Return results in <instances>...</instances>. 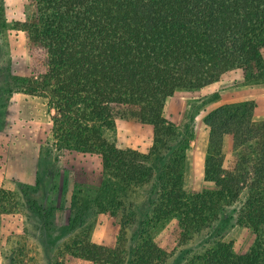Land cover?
Wrapping results in <instances>:
<instances>
[{
	"label": "trees",
	"instance_id": "1",
	"mask_svg": "<svg viewBox=\"0 0 264 264\" xmlns=\"http://www.w3.org/2000/svg\"><path fill=\"white\" fill-rule=\"evenodd\" d=\"M8 30L24 34L29 65L25 75L4 81L0 110L16 93L43 98L50 134L41 150L101 160L100 175L74 176L68 223L79 232L64 252L91 264H165L168 252L143 227L175 220L178 247L206 234L205 249L187 251L186 264H264V120L254 121V104H223L204 117L203 178L213 189L199 192L184 186L192 129L165 117L175 92L201 89L229 71H241L246 84H264V0H25L23 19L11 23L0 0V36ZM119 120L152 127L147 152L108 141ZM143 187L151 213L126 247V231L136 224L126 200ZM18 205L0 186V222ZM98 213L120 229L108 246L93 243L92 224H83ZM220 222L250 229L251 247L235 253L213 238Z\"/></svg>",
	"mask_w": 264,
	"mask_h": 264
},
{
	"label": "rangeland",
	"instance_id": "2",
	"mask_svg": "<svg viewBox=\"0 0 264 264\" xmlns=\"http://www.w3.org/2000/svg\"><path fill=\"white\" fill-rule=\"evenodd\" d=\"M4 3L9 23L23 19L25 0H4ZM28 65L24 34L8 30L0 36V93L9 74L25 75ZM241 101L254 104V121L264 120V84H246L239 70L229 71L201 89L177 91L167 100L165 117L177 126L191 127L193 132L184 163V186L188 192L213 189L203 178L208 138L204 117L220 105ZM49 134V108L43 98L16 93L6 110H0V186L12 191L19 204L14 213L1 217L0 264H54L57 260L64 264H91L63 249L79 232V229L70 230L68 223L74 176L79 172L100 175L101 160L98 155L89 154L66 153L59 157L54 152L46 154L41 147ZM106 138L118 147L147 152L152 142V127L119 120L114 132L107 133ZM231 150L232 140L227 136L223 141L227 160L231 158ZM126 201L131 203L136 218V224L126 231V247H129L132 245L129 240L141 234L138 223L151 213L148 187L133 190ZM115 223L108 213L89 215L83 220V224H92L91 241L102 246L120 237ZM175 225L176 221L171 220L143 227L152 241L168 252L165 264H184L187 251L200 253L205 249L204 233L194 236L185 246H176ZM213 238L229 242L235 253H243L251 247L255 236L248 228L220 222Z\"/></svg>",
	"mask_w": 264,
	"mask_h": 264
}]
</instances>
